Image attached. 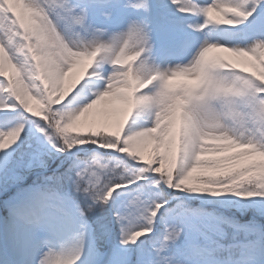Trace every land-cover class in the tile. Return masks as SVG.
Here are the masks:
<instances>
[{"label": "snow or ice", "instance_id": "1", "mask_svg": "<svg viewBox=\"0 0 264 264\" xmlns=\"http://www.w3.org/2000/svg\"><path fill=\"white\" fill-rule=\"evenodd\" d=\"M223 7L236 9L226 23L217 12ZM124 12L129 14L114 20ZM262 15L264 0H150V7L144 0H0V181L6 185L21 169L33 168L41 169L42 178L32 199L7 205L0 233L3 264H80L86 253L88 264H214L193 258L186 225L174 209L227 194L264 198V139L237 137L191 162L185 145L173 157L157 148L167 132L169 107H183L194 93L143 96L138 75L110 76L95 64L75 66L74 50L88 52L86 38L100 39L147 18L153 34L155 23L168 35L160 42L154 38L161 61L192 56L197 49L221 51L226 60L205 66V92L214 87L209 69H223L233 74L236 91L249 103L264 104V27L228 37L216 33L219 26L239 29ZM47 49L63 61L57 73L82 76L63 98L55 75L41 72ZM154 104L162 108L155 119L131 130L137 110L148 113ZM53 159L61 166L51 170ZM98 207L111 215L96 230L89 213ZM72 210L78 217L73 242L66 244L65 217ZM17 220L26 226L23 243Z\"/></svg>", "mask_w": 264, "mask_h": 264}, {"label": "clouds", "instance_id": "2", "mask_svg": "<svg viewBox=\"0 0 264 264\" xmlns=\"http://www.w3.org/2000/svg\"><path fill=\"white\" fill-rule=\"evenodd\" d=\"M235 2L237 0H233ZM144 4L150 7V0H144ZM233 11H236L233 7L217 9L221 22L226 23L227 14ZM83 43L89 51L74 50V55L78 56L75 66L84 63L91 68L95 64L96 70L109 69L110 76L119 72L129 76L135 73L140 77L136 81L138 93L152 99L176 92L194 93L183 101V107L179 103L169 107L167 132L157 148L162 147L173 157L180 154L185 145L188 149L186 159L191 162L193 158L199 160L201 152L220 151L224 144L237 137L264 139V104L249 103L239 94L231 72L209 69L214 87L207 92L204 90L205 66L226 60L223 52L197 49L186 61L165 63L155 55L156 41L147 18L133 20L126 28L100 39L86 38ZM76 44L79 46L80 41ZM41 60L44 61L42 75H55L56 91L61 98L70 94L82 79L75 72L57 73L56 65L63 61L55 49L45 50ZM161 110L160 105L154 104L145 118L155 119ZM57 251L52 250L53 261Z\"/></svg>", "mask_w": 264, "mask_h": 264}, {"label": "rangeland", "instance_id": "3", "mask_svg": "<svg viewBox=\"0 0 264 264\" xmlns=\"http://www.w3.org/2000/svg\"><path fill=\"white\" fill-rule=\"evenodd\" d=\"M152 2L161 3L165 0H152ZM128 14V12L118 13L114 20L126 17ZM176 15L181 14L176 13ZM98 20L103 22V17L98 15ZM261 27H264V15L260 18H250L249 21L240 25L239 29L219 26L216 33L228 37L233 31L253 32ZM153 28L154 38L158 42L168 39V35L159 31L155 23ZM190 57L191 53L183 57L176 56L164 62L176 63L181 59L186 61ZM81 99H83V93L78 94L75 98L76 101ZM33 107L37 108L35 101ZM146 114L145 109H138L137 115L129 123V128L136 130L146 123ZM2 116L3 113H0V117ZM60 166L59 159L49 160L51 170ZM40 171L41 169L38 168L21 169L19 178L11 179L6 185L0 181V233L3 232L5 221L9 217V208L7 207L9 201L19 204L32 199L34 187L42 182V178H38ZM122 199L125 198L122 197ZM174 211L179 214V218L186 225L185 231L192 241L191 250L194 259L201 261L211 259L214 264H261L264 261V198H241L234 194H227L226 197H213L208 200L193 199L177 205ZM99 212L103 216L98 217L100 220L98 226L89 221L93 229L96 230H99L100 225L106 223L111 215L110 212L103 213L99 207L93 211L95 214ZM77 217L78 212L75 210L70 211L65 217L64 241L66 244L73 242ZM16 224L19 238L23 243L26 238V226L22 220H17ZM0 264H3L2 260H0ZM80 264H88L87 253L81 257Z\"/></svg>", "mask_w": 264, "mask_h": 264}, {"label": "trees", "instance_id": "4", "mask_svg": "<svg viewBox=\"0 0 264 264\" xmlns=\"http://www.w3.org/2000/svg\"><path fill=\"white\" fill-rule=\"evenodd\" d=\"M34 110H37L36 107H34ZM103 215H101V212H99L98 214L96 213H89V217L92 219V221L98 226L100 224V220H98V217H102Z\"/></svg>", "mask_w": 264, "mask_h": 264}]
</instances>
